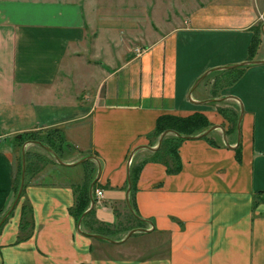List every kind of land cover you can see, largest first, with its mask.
Instances as JSON below:
<instances>
[{
  "label": "crops",
  "instance_id": "1",
  "mask_svg": "<svg viewBox=\"0 0 264 264\" xmlns=\"http://www.w3.org/2000/svg\"><path fill=\"white\" fill-rule=\"evenodd\" d=\"M263 17L264 0H0V220L15 198L18 135L58 129L63 162L95 157L65 166L25 140V185L0 225V264H264V204L253 203L264 196V63L232 82L241 66L217 69L249 60ZM262 27L253 59H264ZM220 97L243 107L239 159L237 133L229 147L220 128L209 132L217 146L186 139L179 171L149 159L139 172L133 200L147 231L124 241L78 231L70 209L91 163L103 192L93 190L91 221L117 228L129 156L151 146L157 117L198 111L225 133L209 101ZM29 146L52 154V166ZM151 151H135L129 167Z\"/></svg>",
  "mask_w": 264,
  "mask_h": 264
},
{
  "label": "trees",
  "instance_id": "2",
  "mask_svg": "<svg viewBox=\"0 0 264 264\" xmlns=\"http://www.w3.org/2000/svg\"><path fill=\"white\" fill-rule=\"evenodd\" d=\"M254 35L251 40V43L248 48V57L247 59L251 60L255 56L256 49L258 47V44L260 42L259 40V34L261 32L260 26H256L254 28ZM245 66L238 67L237 72L232 77L231 81L236 80L242 73ZM213 97H218L220 95H211ZM212 105L216 106L217 112L228 121L229 126L225 129L226 136L230 135H236L237 133V120L239 116V106L237 103H233L232 105H227L228 103L225 101H213L211 102ZM213 124L209 121V119L206 117L205 114L201 112H193L187 116H178L173 114H162L157 117L155 128L153 129L151 135L154 138L153 140H156L159 135L165 131V130H172L177 132V135H174L172 133H169L164 136L162 139L161 144L159 147L150 152L149 157L146 159L135 163L132 161L130 167H129V180H130V190H129V201L131 204V207L133 209L134 214L126 207V211L130 218L135 221V225L132 226L130 229L134 227H141L144 228L146 226V223L148 222L146 219L142 218L135 206L134 200H133V193L136 190V181L139 175V172L144 164V162L148 161L149 159H154L156 161H161L165 165H167V171L168 173H175L179 171L180 169V162L178 157V146L181 142H183L186 139H189L187 137L193 138L194 136H197L207 130L210 126ZM56 135V136H55ZM54 137V138H52ZM18 145H22L25 140H34L39 142L40 145L47 146L49 149L53 151L55 156H57L59 159H61L60 150L62 149V143L65 142L63 135L61 132L58 131V129L53 130V132H46L45 135H41L35 132H28L24 134L18 135L16 137ZM199 138H203L209 142V144L217 146L220 145L217 143L210 134L202 135ZM158 141V140H156ZM223 145V142H220ZM64 146H67L65 144ZM236 151V157L237 159L240 158L241 153V144L240 142L235 147ZM169 156L172 167H169L168 161L166 160V156ZM37 155L35 154L34 157ZM28 153H24V159L27 160ZM21 148H20V159H19V170L17 178L15 177L13 182V192L14 196L17 193L19 184H20V176H21ZM91 161L86 160L82 163V165L89 164ZM26 165H25V174H26ZM97 173V167L95 164L91 163L89 171L86 173L85 178L83 182L75 189V204L70 209L71 214L75 217L76 221L80 220L81 227L85 228L84 232L89 234H98L104 237H111L112 234L118 229L116 228H109L103 225H97V222L91 221V216L93 215V208L90 209L88 213H86L84 216L82 214L84 211L90 206L91 200L95 201L94 192L93 190L97 186V181H95L93 189H92V195H90V185L93 181L95 175ZM25 185V180H24ZM127 187V185H126ZM261 192L257 193L260 195ZM116 212V209H115ZM117 215L119 213L117 212ZM119 223V222H118ZM120 225V223L118 224Z\"/></svg>",
  "mask_w": 264,
  "mask_h": 264
},
{
  "label": "water",
  "instance_id": "3",
  "mask_svg": "<svg viewBox=\"0 0 264 264\" xmlns=\"http://www.w3.org/2000/svg\"><path fill=\"white\" fill-rule=\"evenodd\" d=\"M264 29V25L262 27ZM261 63H264V59H251V60H246L242 63H239V64H236V65H228V66H224V67H221V68H217V69H230V68H235V67H238V66H245V65H251V64H261ZM217 69H210L207 73L213 71V70H217ZM207 73H205L202 77H204ZM201 77V78H202ZM200 78V79H201ZM198 79V81L200 80ZM197 81V82H198ZM229 98H233V97H220V98H213V99H209V101H213V100H224V99H229ZM242 113H243V107L241 106L240 104V112H239V116H238V120H237V143L239 142V139H240V121H241V117H242ZM217 128H220L222 131H223V140H224V143L229 147V143L227 142V138H226V134L224 133V130L223 128L220 126V125H212L210 126L207 130H205L204 132H202L201 134L197 135V136H194L193 138L195 137H200L202 135H206L208 134L210 131L214 130V129H217ZM169 133H172L174 135H177V132L175 131H172V130H165L163 131L159 137H158V141H157V144L155 146H148V145H140L138 147H136L131 155L129 156V160H128V177H127V189H126V205L128 207V209L134 214L133 212V209L131 207V204H130V201H129V190H130V180H129V163H130V159L133 155V153L135 151H137L138 149H141V148H146V149H150V150H155L159 147V145L161 144L162 142V139L164 138L165 135L169 134ZM187 138H191V137H187ZM33 143H37L39 144V142L37 141H33ZM45 149H47L50 153L53 154V156L56 158V160L61 164V165H65V166H72V165H75V164H79L87 159H95V157L93 156H86V157H83L73 163H65L63 162L61 159H59L57 156H55V154L53 153V151L51 149H49L47 146H43ZM24 146L21 150V154H22V159H21V176H20V184H19V187H18V190H17V193L15 195V198H14V201L11 205V207L9 208V210L6 212V214L1 218L0 220V225L3 223V221L5 220V218L8 216V214L11 212V210L15 207V205L17 204L20 196H21V193H22V190H23V185H24V175H25V159H24ZM100 165L98 163V168H97V173L93 179V181L91 182V185H90V195H92V189H93V186H94V183L95 181L97 180V178L99 177V174H100ZM94 205V201L93 199L91 200V203H90V206L84 211V213L82 214V216H84L86 213H88L90 211V209L93 207ZM135 215V214H134ZM78 231L81 232L80 230V220L78 221ZM148 229H145V228H133L131 230H129L126 235L120 240V241H124L126 240L128 237H130L133 233L135 232H139V231H147ZM89 236L91 237H94V238H99V239H105V240H109V241H114V240H110L104 236H101V235H98V234H89Z\"/></svg>",
  "mask_w": 264,
  "mask_h": 264
},
{
  "label": "rangeland",
  "instance_id": "4",
  "mask_svg": "<svg viewBox=\"0 0 264 264\" xmlns=\"http://www.w3.org/2000/svg\"><path fill=\"white\" fill-rule=\"evenodd\" d=\"M261 25L263 26L264 25V17L263 18H261V20H260V22H259V24H258V26H260L261 27ZM255 57V56H254ZM253 59V58H252ZM228 77L225 79V82L227 83L228 82ZM216 107V106H215ZM224 119V118H223ZM223 126H229V124H228V121L226 120V119H224V121H223ZM35 132V131H34ZM44 133H38V131H36L35 133H38V134H41V135H45L46 134V132H53V130H49V131H43ZM56 136V135H55ZM52 138H54V137H52ZM154 138L152 137V139H150V142H149V144L151 145V146H155L156 145V140H158V138L156 139V140H153ZM25 142V141H24ZM23 142V143H24ZM29 147H31L32 149H36V150H39V151H41V153H43V154H41V153H34V154H36L37 156L34 158L35 160H37L38 162H39V165H43V166H45V168L47 169V167H49L50 165H51V163L49 164V161H55V159H54V157L52 156V154H50V153H48L47 151H45L44 149H38V148H34V147H32V146H29ZM16 151H15V154H16V158H15V176H16V178H17V175H18V170H19V159H20V148H21V146L20 145H18V142H17V144H16ZM31 158V157H30ZM69 158V157H68ZM167 158H169V156L167 155L166 156V159ZM32 159V158H31ZM34 159H32V160H34ZM47 165V166H46ZM52 166V165H51ZM253 203L254 204H260V203H263L264 204V196H257V195H254L253 196ZM124 216V215H123ZM135 225V221L134 220H132L131 218H130V216L128 215V213L127 212H125V217H123V220H122V222H121V224H120V226L118 227V229L112 234V236H111V238H122V237H124L125 235H126V233L129 231V230H131L130 228L132 227V226H134ZM131 239H133V238H131ZM131 241V240H130Z\"/></svg>",
  "mask_w": 264,
  "mask_h": 264
},
{
  "label": "built area",
  "instance_id": "5",
  "mask_svg": "<svg viewBox=\"0 0 264 264\" xmlns=\"http://www.w3.org/2000/svg\"><path fill=\"white\" fill-rule=\"evenodd\" d=\"M102 196H103V192H102V190L99 189V188H96V189H95V197H96L97 199H100Z\"/></svg>",
  "mask_w": 264,
  "mask_h": 264
}]
</instances>
